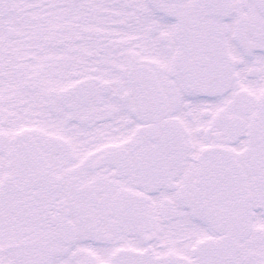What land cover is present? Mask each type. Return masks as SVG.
I'll list each match as a JSON object with an SVG mask.
<instances>
[{"label":"snow or ice","instance_id":"obj_1","mask_svg":"<svg viewBox=\"0 0 264 264\" xmlns=\"http://www.w3.org/2000/svg\"><path fill=\"white\" fill-rule=\"evenodd\" d=\"M0 264H264V0H0Z\"/></svg>","mask_w":264,"mask_h":264}]
</instances>
